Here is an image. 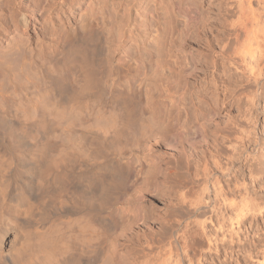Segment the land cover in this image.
<instances>
[{"label": "bare ground", "instance_id": "bare-ground-1", "mask_svg": "<svg viewBox=\"0 0 264 264\" xmlns=\"http://www.w3.org/2000/svg\"><path fill=\"white\" fill-rule=\"evenodd\" d=\"M81 1L0 0V264H198L199 261L194 263L188 258L190 245L187 242L193 235L189 236V229L186 231L190 227L187 223L190 216L205 219L194 225L191 223L193 221L190 222L194 227L195 224L200 227L201 234H205V221L214 226L212 229L222 232L220 240L216 231L213 239L209 240L210 237L206 236L208 248L212 246L218 249L226 242L231 248L241 245L243 248L238 251H245L248 261H242L243 255L240 253L242 256L236 255L235 264H264V230L257 227L255 234L258 236L255 238L249 231L242 236L243 222L251 219L252 226L264 224L262 202L256 203L255 198H246L253 196L251 189L254 180L251 181V178L249 181L250 187L239 184L242 185L239 188L238 183H234L239 175L237 171L222 168L215 159V164H212L213 168L216 166L215 171H211L212 167L208 171L209 166L206 168L203 165L202 171L194 170L191 173L192 162L187 160L185 152L180 151V157H184L182 159L179 158L180 153L176 159L173 157L172 171L175 174L171 178L184 183L178 205L184 213L181 220L183 229L178 232L179 223L176 229L173 228L170 215L160 226L161 231L153 228L159 221L156 218L150 222L141 191L142 181L135 179L140 170L131 167L133 156L142 147L164 138L160 109L158 104L152 102L140 106L135 96L137 92L131 84L133 75L129 73L122 78L117 67L109 66L104 61L97 44L91 42L93 38L99 41L93 36L96 30L91 26V20L76 27L70 25L71 18L60 23V16L70 13ZM242 1H247L248 6L252 0ZM239 4L242 13L245 6L241 0ZM188 8L183 7V11L177 13L180 10L177 6L175 13L188 17L192 13L190 18L197 15L194 8ZM54 14L60 15L59 19L53 20ZM255 15L248 17L252 18L250 21L244 17L245 20L233 24L237 33L235 40L238 41L241 33H244L243 40L247 43H242L240 48L239 44L230 46L227 43L221 48V44L222 56L229 63L235 64L237 60L242 66L248 59L250 64L258 65L264 57V42L256 57L253 55L255 51L251 54L250 50V42L259 36L256 28L257 32L261 29L258 26L261 18H255ZM190 21L179 23L184 28L182 30H188ZM206 23L205 20L201 21L194 34H190L193 37L191 39L189 36L191 41L201 37ZM36 26H43L45 32L41 29L38 33H30V29ZM248 26L256 28L252 31ZM249 34H253L251 39ZM205 45L208 46V42ZM192 57H188L190 60L187 61L188 58L184 59L187 66L181 62L184 77V85L181 84L184 87L181 88L184 89L180 90L187 92V103H184L183 109L186 118L188 105L194 99L188 81L201 78L203 75L199 73L204 66ZM221 64L217 60L212 61L211 71L216 72ZM238 68L244 73V68ZM133 71H142L137 61ZM114 72L115 77L107 84L106 76L111 77ZM249 74L258 85L261 83L259 78H254L252 68H249ZM197 99L194 101L199 104L194 103L199 106V112L196 111L199 114L204 109L202 111L203 103ZM260 113L264 118L263 109ZM209 114L210 119L212 116ZM197 115L195 118L198 119L200 114ZM202 126L197 125L198 132L201 129L199 144L204 141ZM204 149L199 151L200 163H203L202 157L206 154L203 153ZM146 150L150 151L148 148ZM248 153L253 156L251 160L254 164L264 166V148L261 151L253 148ZM229 156L227 158L232 162L233 157ZM253 169L251 164L250 177ZM195 177L197 180L203 178L205 183L200 184L203 185L200 189H203L198 188L200 194L190 201L187 184L192 178L196 180ZM223 179L228 182L226 185H221ZM125 189L134 192L132 201L123 204L130 216L125 219L123 233L114 236L115 239L110 229L116 224V219L109 207ZM238 190L245 194L241 196H246L240 199L239 206L233 199V192ZM228 197L229 200L233 197L234 201H227ZM255 208L258 214H254ZM227 211L234 215L225 217L228 219L226 228L227 220L223 217L227 213L224 215L223 212ZM156 231L161 232L159 236L163 233L161 238L154 236ZM218 241L221 244L218 245ZM250 241L251 247L246 249Z\"/></svg>", "mask_w": 264, "mask_h": 264}, {"label": "rangeland", "instance_id": "rangeland-1", "mask_svg": "<svg viewBox=\"0 0 264 264\" xmlns=\"http://www.w3.org/2000/svg\"><path fill=\"white\" fill-rule=\"evenodd\" d=\"M239 3L240 0H82L81 3L74 6L70 13L66 12L61 16L59 15L62 17L60 18V23L70 21L71 18L73 19V23L70 22V25L75 27L91 20V26L96 30L93 33V36L99 39V41H97L93 38L94 42L93 40L91 42L94 43V45L97 44L96 46L101 50L98 49L99 53L102 54V58L109 66L118 68L117 72L122 75V78L129 73L133 75V78L130 79L132 81L131 84L133 89L137 92L135 93V96L138 102H140L139 105L142 106L141 104H144L145 102L158 104L164 129V138L153 141L150 144H147L148 146L142 147L141 150L133 156L134 161L131 167V169L136 167L140 170V174L138 177H135V179L142 181L143 190L141 191L146 200V207H144L147 210L146 213L149 215L150 222L152 223L156 218L159 221L156 226H151L154 229L157 228L156 230H162L159 228H161L160 226H162L168 215H170V219H172L171 221L174 229L178 227V223L180 224L178 232L180 233L183 229V222H181V220L183 221L182 218H184V213L179 210L180 207L178 205H180L179 195L182 191V184L184 183L183 181L181 182V180H178L181 182L180 183L171 178L172 175L175 174L172 171L174 158L176 159V157H178L177 154L179 155V153V158H184L180 157L182 156L180 151L185 152V156L188 157L187 160H189L190 163L192 162V164H190V166H192L190 170L191 173H194L196 170L197 172L202 171L205 165L206 168L209 166L207 169L208 171H210L211 167V171H215L216 166L213 168V165L215 162H219L220 164H218L221 165L222 168L224 167V169L228 168L230 171H232V169L237 171L239 175L234 183H238L236 185L239 186V188L242 185L250 187L249 181L252 178L251 181L254 180L252 183L253 188L251 189V191L253 190V196L249 195V197H246L242 191L240 192L238 190L237 192H233V197L235 198L230 197V200L233 198L236 201L232 200V202H237L236 204L239 206V201L243 200L245 197L249 199L255 198L256 203L262 202V207L261 205L260 207L262 208L261 211L264 212V166L262 165V167L261 165L254 164L251 160L253 156L251 157V154L248 153L253 148H256L257 151H261V149L264 148V118L260 113L262 109L264 111V57H262L258 65H254L253 63L250 64L248 59L245 62V64L249 62L250 65H246H249L248 67L252 68L254 78L260 79L261 83L258 85L252 77L250 78L249 68L247 67L248 70L245 69V64L241 66L237 60L234 61L236 62V65L232 62L229 63L230 61L228 62V60L222 56L224 54H222L221 50L223 45H226L225 43L230 46L239 44V48L247 43V41H244V33H241L238 41L235 40V34L237 33L233 24L238 20L248 19L250 21L252 18L249 19L248 17H254L255 14H258L257 16L259 17L255 15V18H261L258 23V26L261 27V29L257 26L261 33L260 31L257 32V28L255 27L256 33H258L259 36H256L257 40L256 38H253V42L251 40V42L249 41V45L251 46L250 50H252L251 54L255 51L253 55L256 57L255 54H257L260 49L262 50L263 45L261 44L264 42V0H252L250 5H248L250 7L247 6V1L243 2L241 0L243 7L245 6L242 13L240 8L241 4ZM177 6L178 9H180L178 11L176 10ZM183 7H189L188 9L194 8L197 15L192 18H190L191 15H193L192 13H190L191 15L189 14L190 17L183 14H178L177 16L178 12L183 11L181 10ZM176 11L177 13H175ZM252 12L254 13L253 15H251ZM54 15L53 20L59 19V16H56L57 14ZM190 19L191 21L187 26L188 30H182L183 27L180 24H182L184 20ZM204 20L207 21V23L206 27L203 30L201 29L202 31L200 30L202 33V35L200 34L201 37H194L198 40L191 41L193 37L190 34H194L195 29H198V25L201 24V21L204 22ZM40 25L42 24L40 23ZM41 29L45 32L43 26H36L30 29V33H38L39 31H42ZM248 29H252V31L254 30L253 26ZM252 35L253 34H249L250 39L252 38ZM182 38L185 40L183 41ZM181 40L182 42H180ZM207 42L208 46L205 45ZM179 43L183 44L180 45ZM195 43H199L198 46ZM199 46L200 48H198ZM217 46L219 48L221 46V48L219 49ZM157 53L159 54V58L157 57ZM188 54H190V56L192 55V58L196 60L198 64L201 63L204 65H202L203 67L200 71L201 74L199 73V75H203L198 79L201 82L194 80L188 81L190 82L188 83L186 81L188 85H190V89L192 87L193 92L190 90V93L196 94V96L193 94L192 97H194L195 100L198 98L197 100L203 103L200 104L201 108L203 107L202 111L204 109V112L199 113L201 116L196 112L197 110L199 112V106L196 105L199 103L192 98L191 102H195L196 104H194L197 108L194 104L189 103L192 107L189 108L188 105V117L186 118L183 109L184 105H186L184 103H187V92H185V90L182 92L180 89H184L181 88L184 85L181 66H183V64L187 66V62H185L184 59L188 57L190 58ZM189 58L186 59V61L190 60ZM157 59L159 61L158 64ZM216 60L219 64L222 63L221 65L224 66L220 65L217 68L218 70L214 72V70L211 71L212 67L210 68V66H212V61ZM136 61L141 66L142 71H133ZM182 61L183 64L181 63ZM238 67L244 68L243 70L247 72H241ZM235 69H238L239 71H236ZM115 72L111 77H109V75L106 76L105 81L107 84L112 82L115 77ZM211 78L213 81H210ZM210 83L215 85L212 86ZM193 107L195 109H192ZM205 111H207V113H205ZM208 111L211 113L209 114ZM189 112L194 115L198 114V119L197 117L195 118L196 115H191ZM208 114L212 116L210 119L207 116ZM207 119L209 120L207 121ZM210 120L215 121L212 123ZM199 124L203 125L202 132L204 134V141H202L201 144L198 142V135L201 131L199 128L198 132L197 125ZM199 146L203 149L206 147L204 150H207L206 152L203 151L204 154L206 153L205 156L202 157L203 163H200L198 159V155L200 154L199 151L203 150L200 149ZM146 148L150 151H147ZM237 153L239 155H237ZM229 155L233 157V160L231 158L232 162H229L230 158H227L230 157ZM213 159H215V162ZM251 164L254 168L253 171H255H252V176L250 177L249 167ZM246 169H248V172ZM193 179L194 178H192L187 184V191L189 196L191 195L189 197L190 201L195 200L200 194L198 192L203 189V187L200 189V186H203L200 184L205 183L203 178H198V180L196 178V180L194 179L195 181H193ZM221 181H223V183L221 182V185H226V183H228L226 180L224 181V179ZM133 193L134 192L125 189L121 192L118 199L113 202V205L111 204L109 207V211L116 219V224L110 229V234L113 238L122 234L125 229V219L130 216V213L128 209L123 207V204L132 201ZM242 194H244V197L241 196ZM230 200L228 197L227 201ZM254 211V214H258L256 208ZM223 214H226L225 216L223 215L224 220L228 218L227 216L230 214L232 215L230 217H233L234 215L231 211L223 212ZM190 217L191 218H188L190 220L187 222L190 227H187L186 231L189 229L187 231L189 232V236L193 234L189 237V241H191L187 242V245H190L188 258H191L192 262L195 263L196 261H199L198 264H235L234 259H236V255H239L240 253L243 255L242 261H248L245 256L246 252L238 251L243 248L241 245H235L231 248L230 244L226 242L218 249H215L212 246L211 248H208L207 238L210 237V240L217 235L218 240H220L219 237L222 238L223 236L221 235L222 232L219 233L212 229L214 226L212 227L208 225L205 221L204 231L206 235H203L201 234L200 227L196 224L195 227L193 226L194 223L201 222L203 218L200 219L196 216ZM226 220L227 222L225 223L227 228L228 219ZM250 222L251 219L243 222L242 236L249 231L252 238H255L258 236V234H255L257 232L256 229L261 228L264 230V224L261 223L262 226L261 224L252 226ZM159 231H156L158 232L157 234L154 232V236L156 238L158 237L157 239L161 238V235L163 234L162 233L159 236L161 233ZM223 233H225V231ZM212 235L214 236L212 237ZM251 242L252 241L249 242V245H246L247 247L245 246L246 249L251 247ZM253 242H256V240H253ZM217 243L218 245L221 244L219 241ZM186 264H188V262Z\"/></svg>", "mask_w": 264, "mask_h": 264}]
</instances>
